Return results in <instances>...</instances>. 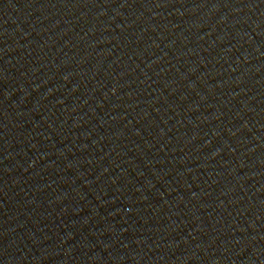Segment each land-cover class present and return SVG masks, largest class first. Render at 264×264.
<instances>
[{"label":"water","instance_id":"obj_1","mask_svg":"<svg viewBox=\"0 0 264 264\" xmlns=\"http://www.w3.org/2000/svg\"><path fill=\"white\" fill-rule=\"evenodd\" d=\"M0 264H264V0H0Z\"/></svg>","mask_w":264,"mask_h":264}]
</instances>
